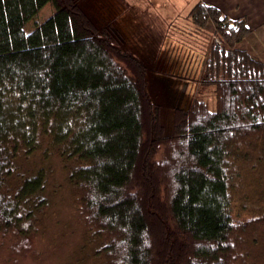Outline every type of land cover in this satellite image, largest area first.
I'll list each match as a JSON object with an SVG mask.
<instances>
[{"label":"trees","instance_id":"1","mask_svg":"<svg viewBox=\"0 0 264 264\" xmlns=\"http://www.w3.org/2000/svg\"><path fill=\"white\" fill-rule=\"evenodd\" d=\"M49 1L55 12L25 33ZM83 1L0 0V236H30L49 204L34 159L57 153L99 264L246 259L245 239L264 228V207L240 221L235 210L240 185L264 171V61L239 47L246 19L202 2L185 15L219 37L202 54L215 108L176 107L164 136L145 63Z\"/></svg>","mask_w":264,"mask_h":264},{"label":"rangeland","instance_id":"2","mask_svg":"<svg viewBox=\"0 0 264 264\" xmlns=\"http://www.w3.org/2000/svg\"><path fill=\"white\" fill-rule=\"evenodd\" d=\"M107 1L110 5L108 17L103 15L104 12L99 13L101 1L93 2L98 9L93 20L99 25L109 24L119 31L124 50L145 63L148 95L160 107L159 118L164 136H171L173 133L176 107L187 108L194 98H199L206 102L208 108L214 109V88L201 83L205 73L202 54L206 40L211 38L219 42V37L201 31L185 18L181 19L184 11L179 6H172L175 9L173 14L158 12L153 0H139L140 6L130 14L119 10L125 7L120 4V0H105ZM150 1L154 2L153 7L149 4ZM54 10L49 1L25 23V33L28 34L49 18ZM171 15L176 18L172 25L165 28V31L160 29L162 18ZM161 154V151L155 154L154 159H159ZM33 165L47 167L46 190L49 204L44 213L36 217L33 231L24 243L21 241L16 244L11 236H0V264H99V258L92 257L87 232L88 221H85L84 214L77 208L75 193L66 178L67 169L62 158L57 153L46 160L36 155ZM240 186L237 195L247 196L244 201H235L236 212L242 214L238 221L252 211L256 213L255 209L258 207H264V171L251 173L250 179ZM160 196L164 199L163 192ZM242 203L245 204V209H242ZM235 210L233 207V215ZM245 240L243 252L249 251V255L233 264H264V228L250 234ZM94 243L96 245L95 241Z\"/></svg>","mask_w":264,"mask_h":264},{"label":"crops","instance_id":"3","mask_svg":"<svg viewBox=\"0 0 264 264\" xmlns=\"http://www.w3.org/2000/svg\"><path fill=\"white\" fill-rule=\"evenodd\" d=\"M94 1L99 0H86V3L83 4V9L87 14L93 19L94 15H97V7L93 4ZM101 4L100 14L104 12V16H109L107 12L110 10V5L105 0H100ZM103 1V2H102ZM120 4H124L125 7L120 8L124 13L133 14L135 10L138 9L139 0H120ZM149 4L154 3L157 11H166L175 13V9H172V6H179L183 12L181 19L186 18V14L193 7V4L196 2L207 3L213 6H217L223 15L229 17L230 19L245 18L246 23L250 29V33L247 37L240 43L239 47L247 48L250 53L255 57L264 61V0H153ZM153 5L151 7H153ZM123 13V12H122ZM123 13V14H124ZM119 14V15H123ZM162 18V17H160ZM176 19L173 15L165 16L162 18L160 24V29L172 25L173 20Z\"/></svg>","mask_w":264,"mask_h":264}]
</instances>
